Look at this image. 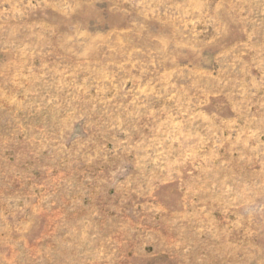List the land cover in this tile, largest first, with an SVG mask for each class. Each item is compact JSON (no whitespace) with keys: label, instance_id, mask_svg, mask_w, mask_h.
<instances>
[{"label":"rangeland","instance_id":"obj_1","mask_svg":"<svg viewBox=\"0 0 264 264\" xmlns=\"http://www.w3.org/2000/svg\"><path fill=\"white\" fill-rule=\"evenodd\" d=\"M0 264H264V0H0Z\"/></svg>","mask_w":264,"mask_h":264}]
</instances>
